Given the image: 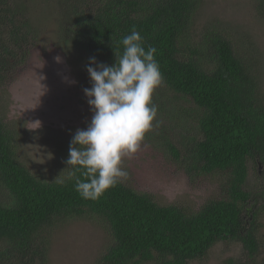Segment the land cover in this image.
Wrapping results in <instances>:
<instances>
[{"label":"trees","instance_id":"trees-1","mask_svg":"<svg viewBox=\"0 0 264 264\" xmlns=\"http://www.w3.org/2000/svg\"><path fill=\"white\" fill-rule=\"evenodd\" d=\"M28 1L0 0V89L25 71L41 42L43 31L28 13ZM58 3L63 17L55 46H75L84 59L112 66L115 53L123 52L121 39L135 27L145 50L157 49L163 82L152 100L158 113L141 144L148 141L153 150L158 144L190 176L224 178L223 197L192 210L160 204L122 179L96 200L84 199L75 183L76 177L85 178L72 166L67 177L45 180L20 162L17 133L0 109V264H49L52 229L71 219H94L111 235L95 264H194L224 240L258 256L264 244L261 207L251 206L254 193L246 188L249 162L264 165V94L253 46L241 53L218 27L203 45L192 44L188 34L199 0ZM258 8L264 15V0ZM165 101L173 112L168 116ZM187 118L197 125L188 138L185 129L179 130ZM69 146L70 141L64 148L67 158Z\"/></svg>","mask_w":264,"mask_h":264},{"label":"rangeland","instance_id":"rangeland-1","mask_svg":"<svg viewBox=\"0 0 264 264\" xmlns=\"http://www.w3.org/2000/svg\"><path fill=\"white\" fill-rule=\"evenodd\" d=\"M58 1L27 2L28 13L35 17L43 31L41 42L32 49L25 71L16 80L10 78L0 89L2 116L17 133L18 158L33 174L45 180L67 177L70 168L65 163L64 148L78 128L86 129L92 117L83 91L91 87L86 71L89 60L84 59L75 46L69 50L52 44L63 17ZM258 2L199 0L188 36L192 44L203 45L214 27H218L242 48L241 53L248 54L243 48L253 46L259 91L264 94V15ZM165 102V115L173 114L169 103ZM185 106L190 107V104ZM176 110L181 116L179 106ZM184 121L186 124L181 122L179 130L185 129L188 138L189 134L197 132V125L188 118ZM146 143H142L135 154L122 157L121 166L129 173L124 179L128 185L152 194L160 204L173 203L192 210H198L210 198L223 197L224 178L206 174L190 176L176 162L170 161L168 153L162 152L158 144L153 150ZM248 171L246 188L254 193L251 206L261 207L259 232L264 235V165L250 161ZM1 196H7V192L1 191ZM111 240L106 228L94 219L58 223L52 229L49 264H95ZM240 245L221 241L194 264H264V244L255 257L245 253ZM228 259L234 261L230 263Z\"/></svg>","mask_w":264,"mask_h":264},{"label":"clouds","instance_id":"clouds-1","mask_svg":"<svg viewBox=\"0 0 264 264\" xmlns=\"http://www.w3.org/2000/svg\"><path fill=\"white\" fill-rule=\"evenodd\" d=\"M120 43L123 52L115 53L112 66L92 57L86 68L91 87L83 91L92 117L86 129L78 128L73 134L65 161L85 178L76 177L75 183L84 199L96 200L129 177L121 166L122 157L139 150L158 113L152 100L163 82L155 59L157 49L149 46L145 50L135 27Z\"/></svg>","mask_w":264,"mask_h":264}]
</instances>
